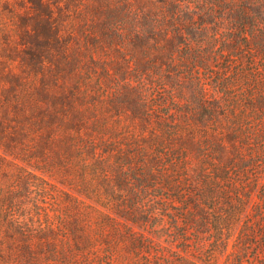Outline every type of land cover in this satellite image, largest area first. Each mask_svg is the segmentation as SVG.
Segmentation results:
<instances>
[{"label": "trees", "instance_id": "trees-1", "mask_svg": "<svg viewBox=\"0 0 264 264\" xmlns=\"http://www.w3.org/2000/svg\"><path fill=\"white\" fill-rule=\"evenodd\" d=\"M0 151V264H264V0H0Z\"/></svg>", "mask_w": 264, "mask_h": 264}, {"label": "rangeland", "instance_id": "rangeland-1", "mask_svg": "<svg viewBox=\"0 0 264 264\" xmlns=\"http://www.w3.org/2000/svg\"><path fill=\"white\" fill-rule=\"evenodd\" d=\"M221 6V5H220ZM228 6V5H225ZM221 12L218 10L216 13V16H220ZM215 22H217L215 20ZM225 25V24H223ZM2 44V43H1ZM1 152V151H0ZM12 158H8V160L11 161ZM19 165H24L18 161H14V163L9 162V161H5V162H0V184H7L9 183V180H13L16 176H18V172L20 171V167H18ZM27 170H31L30 167H27ZM17 198H19L20 196V191H17V193L15 194ZM33 196L38 197V195L35 194V192L32 194ZM23 204H26L27 207L29 208H33L32 207V203L34 202L31 198H28L27 200L24 199L22 200ZM52 200L49 199L47 203L43 204L44 206L48 207V211L50 214H52V211H50V209L52 208Z\"/></svg>", "mask_w": 264, "mask_h": 264}]
</instances>
